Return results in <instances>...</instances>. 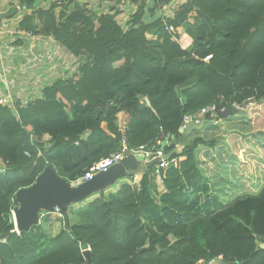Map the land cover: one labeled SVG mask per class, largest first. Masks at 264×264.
Returning a JSON list of instances; mask_svg holds the SVG:
<instances>
[{
	"label": "trees",
	"instance_id": "16d2710c",
	"mask_svg": "<svg viewBox=\"0 0 264 264\" xmlns=\"http://www.w3.org/2000/svg\"><path fill=\"white\" fill-rule=\"evenodd\" d=\"M90 1L110 9L92 10L77 0H45L47 8L24 4L32 10L18 31L52 38L80 64L71 78L44 87L41 98L18 103L15 111L0 105V264H87V250L91 264H209L218 258L264 264V166L236 143L237 132L222 143L214 126L221 120L209 116L206 130L203 124L194 130L183 154L173 156L162 190L150 168L137 185L124 183L59 213L64 226L54 236L44 227L49 214L30 230L15 231V194L48 165L72 184L123 145L160 150L167 134L181 137L185 115L203 108L255 99L243 120H255L257 108L264 117V0H187L171 18L149 24L145 14L172 0H155L153 8L146 0H125L137 10L124 27L111 13L123 0ZM179 28L193 41L188 50L175 41ZM255 121L250 136L264 135V123ZM249 144L258 146L254 138ZM201 149L234 159L244 192L231 201L213 194L197 157Z\"/></svg>",
	"mask_w": 264,
	"mask_h": 264
},
{
	"label": "crops",
	"instance_id": "0c3cea01",
	"mask_svg": "<svg viewBox=\"0 0 264 264\" xmlns=\"http://www.w3.org/2000/svg\"><path fill=\"white\" fill-rule=\"evenodd\" d=\"M27 1L31 0H0V95L8 93V89L11 87V90H13V100L15 99L19 104H25L28 101L41 98V91L44 87L56 80H66L71 78L78 71L80 64L77 58H74L61 45L56 44L49 37H36V40L32 43L31 38H27L26 36H20L17 40H12L7 32L2 29V25L6 26L8 30L17 28L22 17L25 14H29L32 10L31 5H24ZM32 1H36L35 4L38 7L47 8L48 6L47 3H45V0ZM186 1L187 0H172L169 5L163 6L160 10L153 11L152 14H145L143 21L147 24L152 23L156 19L162 18L166 9L173 7L175 11L177 7L184 4ZM146 2L148 4V8H153L155 0H146ZM90 3V9L92 10L101 9L107 12L110 9L107 3H97L95 1H90ZM59 9L60 8H58L57 11ZM136 10L137 5L135 4L120 3L115 6V9L111 13H115V19L121 27H124L126 22L131 18ZM177 36L178 37H176L175 41L178 42L179 46L183 50H188L192 46V39L182 28L177 29ZM29 48H32L33 51L28 50ZM51 48H58L59 50L56 51L57 57H54L53 62L50 64L46 62L43 55L45 54V51H48ZM28 53H35L37 57L40 58V63H34ZM38 66L43 67L39 68ZM141 103L148 105L146 99L141 100ZM246 109L242 113H244ZM121 118L123 121L120 122V124L125 125L126 121L124 120H126V117L121 116ZM228 118L222 119L221 122L214 125L217 127V136L221 135V137L224 138L221 139V141L225 145H228L230 142L228 137L234 132L244 133V135L248 134L250 124L249 121L243 119L233 121L227 120ZM191 133L186 135L181 140L180 146H182L183 149V141L187 136L191 135ZM88 136L89 132H86L82 136V139L86 140ZM48 138V136H45V139ZM171 143L172 142H169L165 148L169 147ZM175 147L177 146L175 145L174 148ZM215 152V149H209L208 151L201 149V151L197 154V157L201 162V170L208 178V184L211 187L212 193L214 194L215 192H218V194L221 195V193H223V188L232 187L236 184V181L230 180V176L236 175V171L239 170V165L234 164L237 162H234V159L232 160L223 151L217 154ZM232 154L234 155V153ZM171 158H173V156ZM146 170L147 169L144 167H136L127 170V173L119 178L113 186L106 188L102 192L105 194L116 192L124 183L137 185ZM162 177L161 179H157L155 177V182L159 190L163 189L161 186ZM99 193L89 198V201ZM76 205H81V203L75 204L71 206V208Z\"/></svg>",
	"mask_w": 264,
	"mask_h": 264
},
{
	"label": "water",
	"instance_id": "95a60500",
	"mask_svg": "<svg viewBox=\"0 0 264 264\" xmlns=\"http://www.w3.org/2000/svg\"><path fill=\"white\" fill-rule=\"evenodd\" d=\"M147 104L149 101L146 99ZM255 99H250L241 104L220 110L215 117L217 119H226L232 114H241L249 104H254ZM200 125L193 123L185 124L184 128L179 129L180 138L175 139L173 135L167 134L165 140L161 143L160 149L164 151L169 142H174L177 146L171 152L165 154L162 158H153L145 161L141 155L128 154L119 163L108 168L104 172L95 175L90 181L73 185L63 178L59 177L54 168L48 165L43 172L36 178L35 182L26 188L20 189L15 194L16 208L12 211V219L15 231H28L40 223L42 213L51 214L55 211L65 214L66 210L75 204L91 198L95 194L102 192L106 188L113 186L116 181L127 173V170L136 167L146 169L158 165L161 160H168L172 156H181L183 147L180 146L181 140L194 130H199ZM264 247V244L262 245ZM87 264L90 263V251H85ZM209 264H225L221 258L215 259Z\"/></svg>",
	"mask_w": 264,
	"mask_h": 264
},
{
	"label": "built area",
	"instance_id": "2783aa9c",
	"mask_svg": "<svg viewBox=\"0 0 264 264\" xmlns=\"http://www.w3.org/2000/svg\"><path fill=\"white\" fill-rule=\"evenodd\" d=\"M77 1L80 4H85L89 9L91 8L90 0H77ZM123 3H125V0H123L122 4ZM166 10H169V11H168L167 14H165V12H164L163 17H162L163 20H165L167 18H171L173 16V14H174L173 12H175L173 7H170L169 9H166ZM2 29H4L5 32H7V34L11 37L12 40H17L18 38H20V36L21 37L26 36L27 38H31V43L36 40V37H34V36L26 35V34H23V33L19 32L18 31V27L15 28V29L8 30L6 28V26L2 25ZM51 40L53 42H55L52 38H51ZM9 42H10V38H9ZM56 44H58V43H56ZM28 50L33 51L32 48H29ZM56 51H58L57 48L56 49H52L51 48L48 51H45V54L43 55V58L46 60V62H48L50 64L53 62L54 57H57V52ZM28 55L32 59V61L34 63H40V58L37 57V55L35 53L34 54L28 53ZM210 58H211V56H207L204 59V61H208V60H210ZM38 67L42 68L43 66L42 67L38 66ZM11 89L12 88L10 87V89H8V93H5L4 95H0V105L8 107L12 111H15V106H16V104L18 102L15 99L13 100V90H11ZM41 95H42V91H41ZM219 111L220 110H218L215 105H212V106H209V107L201 109L196 115H193V116L185 115L183 117V122H182L181 128H184L185 124L190 123V122L195 124V125H200L201 126L203 124V122H204L203 120H204L205 116H209V117L215 118ZM128 154L141 155V156H143L145 161H150L153 158H157V157L162 158L165 155L164 152L162 150H159V149L157 151H155V152H149V151H145L141 147L139 150L134 151V150L127 149V147L123 145V148L120 151L115 152L114 154L110 155L109 157H107V158L99 161L98 163L90 166L87 169V171L84 173L83 177L80 178L79 180H77L76 182L72 183V184L73 185H78V184L90 181L98 173L104 172L108 168H110L113 165L119 163ZM172 163L175 164V160L172 159V158H170L168 160H161V162L158 165H155L154 168H153L154 176L157 179H161L164 171ZM0 165H1L0 174H2V173H4L5 169H4V166H3L2 162H0ZM55 212L57 214L60 213L58 211H55Z\"/></svg>",
	"mask_w": 264,
	"mask_h": 264
},
{
	"label": "rangeland",
	"instance_id": "374dc122",
	"mask_svg": "<svg viewBox=\"0 0 264 264\" xmlns=\"http://www.w3.org/2000/svg\"><path fill=\"white\" fill-rule=\"evenodd\" d=\"M168 11L169 10H166L165 14H167ZM57 50H59V49L57 48ZM258 109L259 108L252 110V114L255 117L256 121L253 118H250V115L245 116V120L249 121V123H250L249 124V132L246 135H244V133H238L237 132L242 137L239 139L237 138L236 143L240 140L241 144H243V145L245 144L244 148H247L248 150H250V152H251L250 156H253L260 166H264V148L260 149L261 148L260 144H264V135H258V134H260V133H258L256 135H254L253 137L250 136V134L252 133V129H253L252 123L254 121L258 125L264 123V117L261 115V113ZM245 113L246 112H244L242 114H232L227 120H233V121L242 120L244 118L243 114H245ZM249 118H250V120H249ZM208 125H209L208 123H203L202 127H204L206 130V127ZM202 132H204L203 129H202ZM252 138H254V140L258 144V146H254L253 144H249V140ZM245 139H247V140H245ZM238 144H239V142H238ZM0 167H1V165H0ZM236 175L230 176V180L236 181V185L233 187L223 188V191H222L223 193H221V195H220V197L225 201L227 199L229 201H231L236 196H238L242 192H244L243 186L240 183L239 179L237 180ZM233 181H231V182H233ZM263 182L264 181H262V183ZM88 201H89V199L83 201L81 203V205H76V206L72 207L71 209L76 210L77 208H79L81 206H85L88 203ZM42 216H44V214ZM63 226H64V221L62 219V216L58 215L56 212L49 214V220L44 225L48 235H50V236H54V235L58 234L60 232V230L63 228Z\"/></svg>",
	"mask_w": 264,
	"mask_h": 264
},
{
	"label": "clouds",
	"instance_id": "9594fccd",
	"mask_svg": "<svg viewBox=\"0 0 264 264\" xmlns=\"http://www.w3.org/2000/svg\"><path fill=\"white\" fill-rule=\"evenodd\" d=\"M43 214H48V213H42V215H43Z\"/></svg>",
	"mask_w": 264,
	"mask_h": 264
}]
</instances>
